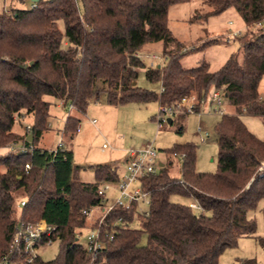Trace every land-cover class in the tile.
I'll use <instances>...</instances> for the list:
<instances>
[{
	"label": "trees",
	"instance_id": "obj_1",
	"mask_svg": "<svg viewBox=\"0 0 264 264\" xmlns=\"http://www.w3.org/2000/svg\"><path fill=\"white\" fill-rule=\"evenodd\" d=\"M188 1L35 0L34 6L0 11V264H6L3 258L20 264H218L222 250L234 246L238 236H256L247 213L264 197V139L241 116H260L264 124V92L257 90L264 74V0H202L209 5L205 16L233 8L246 25H254L237 37L240 57L231 53L215 69L206 60L189 67L180 63L188 50L168 27V8ZM215 41L206 38L191 49ZM148 42H160L163 64L145 66L134 56ZM141 67L147 80L159 81L160 91L136 84ZM216 86L233 106L213 124L216 169L195 168L193 142L173 143L164 151L176 156L138 180L148 197L140 211L136 201L113 205L88 223L82 209L99 203L98 186L115 180V170L95 164L94 180L82 181L70 148L50 151L35 143L47 129L51 101L45 95L71 104L75 113L65 116L61 128L71 133L78 114L100 92L109 104L157 100L161 107L191 91L199 99ZM23 118L29 127L18 132L14 125ZM10 140L33 149L7 148ZM172 166L177 173H171ZM135 216L139 226L130 224ZM38 218L57 226L58 250L50 259L37 255L26 262L10 250L14 227ZM87 228H96L102 243L94 251H86L76 235Z\"/></svg>",
	"mask_w": 264,
	"mask_h": 264
},
{
	"label": "rangeland",
	"instance_id": "obj_2",
	"mask_svg": "<svg viewBox=\"0 0 264 264\" xmlns=\"http://www.w3.org/2000/svg\"><path fill=\"white\" fill-rule=\"evenodd\" d=\"M30 0H25L24 5L29 6ZM80 5V4H78ZM209 9V5L202 0H190L169 6L168 27L174 37L183 45L182 50L186 51L180 57V63L184 67L193 66L201 60L209 63L210 69L217 68L231 53H236L240 57L241 52L238 46L237 37L245 30L253 29L254 25H246L239 14L233 9L228 8L217 15L205 16L204 13ZM230 19V21H228ZM59 27L63 30L62 23L59 21ZM239 29L238 33L232 34L231 30ZM214 37L212 42L202 48L196 47L200 41L206 38ZM149 50L144 48L143 52H154L160 55V42H149ZM191 49V50H189ZM164 60H156L155 64H163ZM137 85L154 89L158 91L159 81H149L145 78L143 70L137 71L135 78ZM100 85V83H97ZM259 92L264 91V75L260 78L257 87ZM97 98L89 100L85 111L81 113V118L77 124L79 129L71 133L45 132L35 142L38 146H51L56 142L57 136H60L68 148L72 150L73 162L78 165V177L82 180L93 179L92 166L103 162H111L120 165L124 171L125 155L129 149H138L146 143L151 144L158 153V158L165 161L172 157L170 153L164 151L175 142L191 141L196 145L195 168L199 171H214L216 169L217 146L214 138L213 124L218 119V114L212 111L180 112L171 116L173 121L160 122L157 125L158 101L149 100L145 102H125L122 104H109L105 101L102 92L97 94ZM46 99L51 101L50 111L52 116L48 118L49 127L61 128V115L66 105H61L58 99H53L45 95ZM95 99V100H94ZM205 101L200 105V110L205 106ZM204 105V106H203ZM226 112L233 111V106L229 103L224 104ZM63 107V108H62ZM185 113V114H183ZM154 118H151V116ZM182 119L180 120V118ZM184 117V118H183ZM246 127L259 138L264 139V124L262 118L256 115L241 116ZM91 119L95 122L91 123ZM29 123L27 118H23L15 124L18 132L24 131V123ZM198 124L204 127L208 132L204 140L199 139L195 132ZM182 125V127H181ZM181 127V128H180ZM54 131V130H53ZM2 148H0V151ZM124 163V166L123 164ZM171 173H177L176 166L170 168ZM121 176V175H120ZM119 176V177H120ZM138 183H131L129 189L137 186ZM118 196V191L114 190L112 185L106 191L107 201L113 202ZM172 200L188 202L190 199L179 195H171ZM145 196L136 200V209L138 211L145 209L147 204ZM264 197L258 199L255 207L248 211V216L255 221V235H240L234 246L225 247L218 257V264H242L241 261L252 260L256 264H264ZM97 213V211H96ZM91 223V218L87 219ZM139 218L136 216L130 224L139 226ZM78 237L80 242H84V231ZM262 238V242H259ZM141 243H145L146 237L141 233ZM58 250L57 242L40 246L39 256L46 260L52 258Z\"/></svg>",
	"mask_w": 264,
	"mask_h": 264
},
{
	"label": "built area",
	"instance_id": "obj_3",
	"mask_svg": "<svg viewBox=\"0 0 264 264\" xmlns=\"http://www.w3.org/2000/svg\"><path fill=\"white\" fill-rule=\"evenodd\" d=\"M35 0L29 2V6H34ZM134 56L145 60L147 59L145 66H152L155 64L156 60L160 61L166 58L165 55H160L154 52H140L134 53ZM131 68L135 69L134 66ZM144 69L143 67H141ZM161 90L159 87L158 91ZM206 102L207 111H212L218 115L226 112L225 109V96L222 86L211 87L205 96L197 98L196 93L191 91L188 94L182 95L173 104L167 106H161L158 108L157 113V125L160 122L166 121L167 117H171L175 113L180 112H197L199 113L200 105ZM59 103L63 105L60 100ZM66 108L69 110L72 108L71 104L67 103ZM93 122L94 119H91ZM29 127V123H24V131ZM79 129V125H76L75 130ZM199 139L202 141L208 132L204 130L199 124L195 128ZM6 147L14 149L18 152H31L32 145L26 144L21 140H10L6 143ZM65 145L60 136L57 137L55 144L49 148L50 151H57L64 149ZM171 156L175 157L176 154L172 153ZM159 166L158 153L155 147L151 144H145L138 149H129L126 155L125 168L120 177H118L114 182L116 190L118 191V196L113 202L105 201L106 191L111 186V181H103L99 184L97 193L101 195V199L98 204L91 205L88 208L82 209V212L86 215L87 219L95 217L99 212H104L110 209L113 205L128 207L132 201H136L139 197L145 196L146 204L148 203V197L142 193L139 189V185L129 189L131 183H138L139 178L148 172L155 171ZM24 167H28V163H24ZM190 206L197 207L198 205L194 201L188 202ZM19 204H23V200L19 201ZM97 211V213H96ZM83 232H78L77 237ZM97 229L87 228L84 230V248L86 251H94L102 246L100 240L97 239ZM58 228L55 224L48 223L43 218H38L32 222H19L14 227V233L12 236V242L10 244V250L19 254L22 259L26 262L31 261L34 257L39 255V248L45 244H49L56 241L58 238ZM3 263L6 264H20L15 261H7L5 258L2 259Z\"/></svg>",
	"mask_w": 264,
	"mask_h": 264
},
{
	"label": "crops",
	"instance_id": "obj_4",
	"mask_svg": "<svg viewBox=\"0 0 264 264\" xmlns=\"http://www.w3.org/2000/svg\"><path fill=\"white\" fill-rule=\"evenodd\" d=\"M31 1V0H30ZM24 2H25V0H0V11H2V10H4V11H8L9 10V8H11V7H22V6H25L24 5ZM176 4H178V3H176ZM168 10H169V8H168ZM228 21H230V19L228 20ZM240 30L239 29H237V28H234L233 30H231V33L232 34H235V33H238ZM149 43V42H148ZM148 43H146L144 46H145V48L146 49H148ZM147 51H156V50H147ZM144 62L146 63L147 62V59H145L144 60ZM141 70H143L142 68H140ZM264 75V74H263ZM262 75V76H263ZM261 76V77H262ZM258 87V86H257ZM258 90V89H257ZM259 92V91H258ZM264 91H262V92H259L260 94H262ZM98 96V95H97ZM97 96L95 97V99L97 98ZM94 99V100H95ZM225 103H227V101L225 102ZM204 106V105H203ZM206 107H207V104L205 103V106H204V108L201 110V111H206ZM63 108V107H62ZM67 109V108H66ZM73 113H75V111H74V109H67V110H65L64 108H63V115H61L62 117H61V122H62V126H63V122H64V119H65V116L67 115V114H73ZM183 114H185V113H183ZM186 114H188V113H186ZM52 116V112L50 111L49 112V116H48V118H50ZM80 118H81V115L80 114H78V120H80ZM171 118V117H170ZM178 118H180V120L182 119V117H178ZM184 118V117H183ZM91 123H94L95 122V120L92 122V121H90ZM76 125H78L77 123H76ZM76 125H75V127H76ZM203 129H204V127L201 125V124H199ZM62 126H61V128H62ZM182 126V125H181ZM61 128H58V127H54V129H52L51 127H49V122H48V119H47V129H46V131L47 132H49V131H52V132H56L57 133V135H61L62 133H61ZM54 130V131H53ZM75 130V129H74ZM206 130V129H205ZM45 131V132H46ZM75 131H77V130H75ZM45 132H43V133H45ZM195 132H196V130H195ZM42 133V134H43ZM197 133V132H196ZM58 137V136H57ZM57 139V138H56ZM263 139V138H262ZM42 147H46V148H50V147H52L53 145H51V146H43V145H41ZM66 146V145H65ZM67 147V146H66ZM68 148V147H67ZM71 152H72V150H71ZM127 155V154H126ZM126 155H125V158H124V161L126 160ZM72 157H73V153H72ZM158 160H159V162H163V161H161L159 158H158ZM72 163L73 164H75L74 162H73V159H72ZM99 164H106V165H108L111 169H114L115 170V173H116V179L123 173V168H122V170L119 168L120 167V165H118V164H115V163H111V162H103V163H99ZM123 164V166H124V163H122ZM75 165H79V164H75ZM78 173V168H77V170H76V174ZM92 174H93V179H91V180H82V179H80L79 177V179L80 180H82V181H93L94 180V172H93V168H92ZM77 176H78V174H77ZM115 179V180H116ZM115 180H113V181H111L110 183H111V185H112V187H113V189L114 190H116V187H115ZM104 181H108V180H104ZM103 182V181H102ZM105 201H107V197H106V199H105ZM110 202V201H109ZM136 206H137V204H136Z\"/></svg>",
	"mask_w": 264,
	"mask_h": 264
},
{
	"label": "water",
	"instance_id": "obj_5",
	"mask_svg": "<svg viewBox=\"0 0 264 264\" xmlns=\"http://www.w3.org/2000/svg\"><path fill=\"white\" fill-rule=\"evenodd\" d=\"M170 120H171V118L170 117H167V119H166V121L168 122V123H170ZM31 132H28L27 133V139L28 140H31ZM159 165H162V162H159Z\"/></svg>",
	"mask_w": 264,
	"mask_h": 264
}]
</instances>
